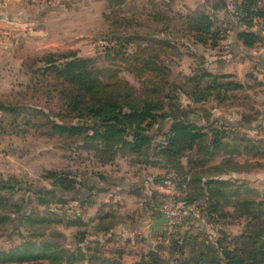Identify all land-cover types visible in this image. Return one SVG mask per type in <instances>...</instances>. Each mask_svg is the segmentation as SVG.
I'll return each instance as SVG.
<instances>
[{"label": "rangeland", "instance_id": "374dc122", "mask_svg": "<svg viewBox=\"0 0 264 264\" xmlns=\"http://www.w3.org/2000/svg\"><path fill=\"white\" fill-rule=\"evenodd\" d=\"M50 1L73 5L80 12L49 18L45 30L48 41L39 49L30 41L21 51L24 61L30 64L48 53L68 52L79 59H91L97 76L110 90L132 88V99L150 101L159 113L179 115L171 112L176 107L193 111L199 116L198 132L204 136L196 140L191 152L185 150L179 157L182 167L171 157L174 162L169 165L179 174L167 173L162 148L170 135L169 120L159 121L151 131L155 161L150 165L144 154L120 151L105 163L109 156L86 149L84 143L67 146L62 138L33 134V129L19 134L25 129L22 113L16 120L18 126L10 124L8 114L2 115L8 139L1 147L0 181L14 189L0 188V264H87L90 259L93 264H100L101 259L133 264L150 252L167 264H177L180 256L171 254L175 248L171 243L186 235L196 236L198 242H220L229 250L240 247L235 237L246 231V216L251 212H242L233 203L264 201V77L257 72L244 76L239 71L224 81L230 86L211 89L205 95L203 90L213 80L198 77L204 70L215 73L212 62L220 54L231 55L227 44L232 37L231 31H221V37H227L218 48L209 46L212 40L208 35L206 43L199 41L195 28L203 24L201 12L210 0H124L115 6L107 0ZM90 2L93 5L88 10L82 9ZM115 36L120 39L112 40ZM218 68L234 72L237 64L222 63ZM25 70L21 63L20 68L14 66L3 75L1 81L7 86L0 96L44 106L47 98L26 88L30 71L26 74ZM217 93L225 99L220 100ZM49 106L55 112L60 110L57 99L49 101ZM214 140L220 144L213 147L214 153H208ZM50 171L64 174L60 184L72 183L75 190L62 192L53 185V179L47 178ZM205 181L209 190L199 194L200 183ZM126 182L157 190L152 198L156 204L146 213L148 218H136L140 207L133 204L134 194L116 192L119 195L111 200L116 190L113 183ZM88 184L94 191L90 198L81 192ZM40 189L57 192L39 195ZM189 193L197 196L192 203L184 199ZM84 197L89 199L84 207L88 212L82 215L78 201ZM170 202L187 214L178 220L175 233L167 235L162 209ZM209 202L212 209L207 210ZM102 205L113 214L98 218L95 210ZM83 232L86 239L80 241ZM182 249L187 256L190 246ZM5 254L11 255L9 259Z\"/></svg>", "mask_w": 264, "mask_h": 264}, {"label": "trees", "instance_id": "16d2710c", "mask_svg": "<svg viewBox=\"0 0 264 264\" xmlns=\"http://www.w3.org/2000/svg\"><path fill=\"white\" fill-rule=\"evenodd\" d=\"M107 1L110 5L115 6L121 4L124 0ZM257 1H209L210 3L205 5L203 12H201V17L204 20L203 24L200 23L195 28L198 32L199 41L206 43L205 38L208 35L212 40L209 46L218 48L219 42L223 41L227 37L226 34L232 32L234 27L239 30L238 40L247 49L264 41L259 32L250 30L258 23H261L264 27V9L257 7ZM223 11L227 12V16L220 18L218 13ZM187 12L193 14L189 9H187ZM221 31L226 32L225 36L221 37ZM116 39H120V36L112 38V40ZM149 42H152V40H149ZM222 57L224 56L220 54L218 58ZM26 61L22 62L23 68L26 69L25 73L27 74L30 71V82L26 88L31 89L33 95L39 94L47 98L48 102L44 106H38L37 104L22 102L19 99L11 100L8 98L3 100L1 95L0 138L8 134L3 128L2 115L8 114L12 120L10 124L18 126L19 123L16 120L22 113L21 122L25 129L22 128L23 132H18L19 134L33 129V134L49 137L58 136L65 141L67 146L72 142L84 143L86 149H93L99 154L109 156L105 163L111 162L116 153L127 151L138 155L144 154L147 163L153 165L155 161V157H152L154 135L151 134V131L159 124V121L169 120L170 135L166 137V146L162 148L166 159L163 168L166 171H175L179 174L178 170L171 168L169 165L170 162H174L171 157H174L175 162L182 167L179 157L184 154L185 150L191 152L197 144L196 140L204 136V134L198 132L196 120L199 116L193 111L179 110L178 107L176 109L171 104L174 108L171 112L176 111L179 115L169 114L166 111L159 113L155 104L150 101L132 99L131 96L134 93L132 88L127 89V87H124L121 90H110L109 85L97 76L98 71L91 59H79L75 53L68 52L61 54L48 53L40 60L30 61V64ZM147 62L145 64H148ZM39 63L43 65L33 67V65ZM232 75L211 73L204 70L198 78H211L213 80L203 90L207 96L211 89L219 90L230 86V82L224 81H228L227 79ZM190 80H194V78H190ZM126 86L129 85L126 83ZM19 94L23 96V93ZM217 96L220 100L225 99V96H220L219 93H217ZM52 99H57L60 102L59 112H55L50 108L49 101ZM174 105H177V103ZM171 115L174 118H170ZM251 121L247 120L246 122L251 123ZM243 125L246 126V123L243 122ZM248 126L249 124H247ZM206 127L204 126V128ZM218 141L211 142L207 148L208 153H214L213 147L216 148L220 144ZM184 144H186L185 147ZM138 162L145 161L139 160ZM174 167L176 168V165ZM167 173L170 172L167 171ZM63 175L60 172L50 171L47 178L53 179V185H57L62 192L75 190L71 186L74 185L72 183L65 186L60 184L63 181L61 177ZM100 178L103 179V176ZM207 185L208 181H205L203 185L200 183L199 194L202 191L207 194L206 189L209 190ZM87 187L86 185L85 191L88 190ZM0 188L14 189V187L7 186L1 181ZM55 192L57 191L40 189L37 194L54 195ZM196 198V193H189L184 197L187 203H192ZM261 206L264 207V201L255 202L251 199L233 203V207L238 210L247 209L251 212L250 216H246L249 220L246 231L235 237L236 242L240 243V247L229 250L230 248L223 246L220 242L217 244L198 242L196 236L186 235L179 237L181 240L171 243L175 247L172 249L171 254H179L180 256L177 264H264V210H261ZM210 209L212 208L209 202L207 210ZM84 238L85 233L83 232L80 241ZM184 245L190 246L187 256H184L186 252L183 249L181 250ZM10 256V254H5L4 257L9 259ZM101 261L100 264H120L113 261L103 262L104 259H101ZM66 264L73 263L67 262ZM87 264H93L91 259L88 260ZM133 264L167 263L157 253L150 252L145 256H141V259Z\"/></svg>", "mask_w": 264, "mask_h": 264}, {"label": "crops", "instance_id": "0c3cea01", "mask_svg": "<svg viewBox=\"0 0 264 264\" xmlns=\"http://www.w3.org/2000/svg\"><path fill=\"white\" fill-rule=\"evenodd\" d=\"M51 4L52 6H50ZM90 5L93 4L90 2L88 5H84L82 9L88 10ZM78 12H80L79 9L73 5H56L51 3L50 0H0V94L4 93V89L7 86V84L1 81V78L5 73H9L14 69V66H16L17 69L20 68L21 63L24 61V56L21 51L27 47V44L32 41L39 49L48 41L45 32L48 19L57 15L60 17L76 15ZM218 16L225 17L227 16V12H219ZM72 24L73 23H71V25ZM250 30L259 32L264 38V27L261 23L254 25ZM231 34V40H228L227 44L231 50V55L214 60V62H212L214 72L218 74H233L234 76H237V74L240 73L239 71H243L244 76L249 72H257L260 76L264 77V41L256 43L254 47L247 49L243 47L238 40V28L234 27ZM222 63L237 64V69L234 72L220 71L221 69L218 68V65ZM4 139H8V136L0 138V156L3 155L1 153L3 148L1 147ZM4 154L7 155L6 150ZM111 176L115 177V174ZM139 184H130L126 182L118 185L113 183L112 187L116 190H114L115 193L114 195L111 194L110 198L111 200L116 198L119 193L134 194L135 199L133 204L136 205V207H140L138 208L139 211L135 212V216H137V219H143L147 217L149 212L151 213L153 209L152 206L155 203L152 198L155 197L158 192L152 188L149 190V188H147L148 186L146 187L145 184ZM87 189L88 190H82L81 192L84 191V195L90 198L91 195L94 194V191L91 185H89ZM116 192L119 193L116 194ZM82 196L83 195H81V197ZM87 198L84 197V200L79 199V214L83 215L88 212V210L84 208L85 205L88 204L87 202L89 199ZM104 209H106L105 205L103 208H98V210H95V215L100 219H104L113 214L112 210L108 212ZM135 209L137 211V208ZM126 218L128 219V217ZM151 219L153 220L154 217H151ZM148 220H150V218ZM133 229L135 231L136 228ZM128 253H130V251Z\"/></svg>", "mask_w": 264, "mask_h": 264}, {"label": "built area", "instance_id": "2783aa9c", "mask_svg": "<svg viewBox=\"0 0 264 264\" xmlns=\"http://www.w3.org/2000/svg\"><path fill=\"white\" fill-rule=\"evenodd\" d=\"M257 7L264 9V0L257 1ZM166 217L165 232L167 235L175 233L178 220L187 214L186 210L176 208L171 202L163 205V209Z\"/></svg>", "mask_w": 264, "mask_h": 264}]
</instances>
